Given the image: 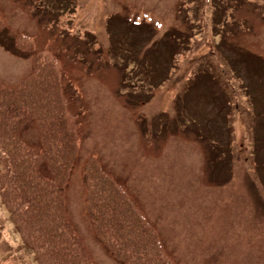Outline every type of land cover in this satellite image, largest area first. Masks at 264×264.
I'll return each mask as SVG.
<instances>
[{
	"label": "rangeland",
	"instance_id": "rangeland-1",
	"mask_svg": "<svg viewBox=\"0 0 264 264\" xmlns=\"http://www.w3.org/2000/svg\"><path fill=\"white\" fill-rule=\"evenodd\" d=\"M0 9V83L31 68L13 51L19 33L60 56L80 125L66 203L98 264L119 263L84 211L89 155L124 183L177 264H264V0H0ZM22 137L38 147L33 122ZM0 264H36L1 200Z\"/></svg>",
	"mask_w": 264,
	"mask_h": 264
},
{
	"label": "trees",
	"instance_id": "trees-1",
	"mask_svg": "<svg viewBox=\"0 0 264 264\" xmlns=\"http://www.w3.org/2000/svg\"><path fill=\"white\" fill-rule=\"evenodd\" d=\"M4 27L0 9V33ZM11 41L14 52L31 57V68L14 85L0 83V200L36 264H98L66 203L80 125L60 56L37 48L26 34ZM27 122L36 126L37 148L22 137ZM82 180L86 217L111 258L119 264H177L144 209L98 157L85 159Z\"/></svg>",
	"mask_w": 264,
	"mask_h": 264
}]
</instances>
